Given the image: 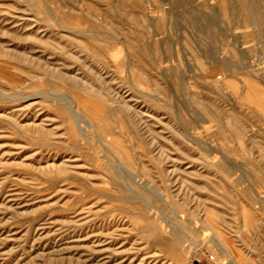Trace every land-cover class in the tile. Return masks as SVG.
Segmentation results:
<instances>
[{"label": "rangeland", "instance_id": "rangeland-1", "mask_svg": "<svg viewBox=\"0 0 264 264\" xmlns=\"http://www.w3.org/2000/svg\"><path fill=\"white\" fill-rule=\"evenodd\" d=\"M0 264H264V0H0Z\"/></svg>", "mask_w": 264, "mask_h": 264}]
</instances>
